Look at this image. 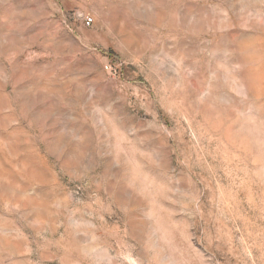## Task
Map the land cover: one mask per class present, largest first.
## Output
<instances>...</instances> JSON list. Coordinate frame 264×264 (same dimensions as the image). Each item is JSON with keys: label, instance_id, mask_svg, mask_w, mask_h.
Returning <instances> with one entry per match:
<instances>
[{"label": "rangeland", "instance_id": "1", "mask_svg": "<svg viewBox=\"0 0 264 264\" xmlns=\"http://www.w3.org/2000/svg\"><path fill=\"white\" fill-rule=\"evenodd\" d=\"M0 264H264V0H0Z\"/></svg>", "mask_w": 264, "mask_h": 264}, {"label": "built area", "instance_id": "2", "mask_svg": "<svg viewBox=\"0 0 264 264\" xmlns=\"http://www.w3.org/2000/svg\"><path fill=\"white\" fill-rule=\"evenodd\" d=\"M92 22H93V18L90 17V16H89V17L87 16V17H86V23H87V24H91ZM105 67H106L108 70H111V66H110V64H106Z\"/></svg>", "mask_w": 264, "mask_h": 264}]
</instances>
